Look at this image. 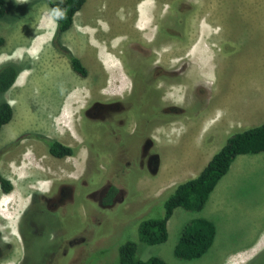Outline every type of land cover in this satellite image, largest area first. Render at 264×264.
<instances>
[{
  "label": "rangeland",
  "instance_id": "rangeland-1",
  "mask_svg": "<svg viewBox=\"0 0 264 264\" xmlns=\"http://www.w3.org/2000/svg\"><path fill=\"white\" fill-rule=\"evenodd\" d=\"M5 7L6 13L0 18V37L4 38L0 64L15 62L22 67L15 85L0 94V101H8L13 108L12 119L0 132V173L12 184L8 194L0 193V234L4 241H14L9 256L14 264L23 250L16 222L28 195L47 188L58 195H78L83 185L86 188L78 206L83 234L86 236L88 228L96 240L95 244H83V257L91 248L105 247L99 249L102 256L97 257L96 250L83 264H119L118 247L126 241L137 243L141 259L157 255L167 264H258L256 260L264 251V152L236 156L200 211L175 208L167 221L165 242L142 243L138 225L144 218L161 216L170 189L196 176L229 134L264 122V0H86L66 36L75 44L72 52L80 55L89 69L88 79L82 82L67 60H58L55 50L44 47L54 18L44 0H5ZM139 12L147 21L145 29L134 33L135 37L125 30L117 31L123 34L122 40L135 43L129 52L120 53L118 47L104 49L103 35L97 38L103 44L98 48L107 69L118 78L114 82L122 81L116 89L124 88L123 63L132 70L141 64L142 73L153 74L161 59L172 70L191 67L194 84H188L184 100L185 105H194V116H176L174 111H168L167 116L163 112L153 117L143 114L142 166H127V160L136 153L138 141L134 137L140 132L124 139L126 146L121 149L109 130L97 132L94 147L101 153L109 152L108 167L93 162L92 156L82 151L65 160L48 154L36 135L77 142L70 132L76 130L79 110L66 106L59 116H50L58 88L66 82L60 93H69L71 99L78 96V104H84L87 97L83 95L89 92L81 91L82 85L93 86V79L102 77L101 63L82 43L81 25L98 21L106 28L117 20L127 26ZM43 35L47 37L40 40ZM175 87V91L163 92L167 102L157 97L151 104L180 106L182 86ZM144 113H149V108ZM119 172L125 180L108 176L116 177ZM79 176L84 183L79 182ZM107 184L119 188V201L110 207L113 209L94 211L96 223L85 192L98 194ZM196 217L213 221L214 241L198 259L179 260L173 248L184 224ZM45 256L42 252L33 258L40 261ZM4 261L2 264L11 263ZM59 264H66V260Z\"/></svg>",
  "mask_w": 264,
  "mask_h": 264
},
{
  "label": "flooded vegetation",
  "instance_id": "flooded-vegetation-1",
  "mask_svg": "<svg viewBox=\"0 0 264 264\" xmlns=\"http://www.w3.org/2000/svg\"><path fill=\"white\" fill-rule=\"evenodd\" d=\"M137 6L138 4H136V9ZM82 7L78 11H80ZM111 17L114 18L115 16ZM140 19H142V15L139 12L132 16V19H130L127 26H124V24L120 22H116L117 20L114 21L116 24L110 23L106 28L98 21H95L96 23L93 25H81L80 35L82 37V43L96 60L101 63L103 69L102 77L100 80L99 77L94 78L91 83L93 86L82 85L81 91L86 90L89 92L88 94L83 95V97H87L84 100V104H78V96H72L73 99H71L69 93L67 94L65 91H63L64 93H60L67 86L66 82L62 83L58 88L60 91H57L55 94L57 97H55L56 101L52 107L50 116H52V114L55 117L59 116L63 113V109L66 106H69L75 111L79 110V114L75 118L76 122L74 123V125H76V130L70 132V135L77 142L65 143L57 138L45 136L47 138L55 139L74 149L73 154L56 158L65 160L66 158L78 156L82 151L85 152L87 156H92L91 158H93V162L97 161L100 166L107 165L108 167L110 163L109 152L105 151L101 153V150L94 147V144L97 141V132L109 130L111 132L110 136L117 141L119 149L126 146L124 139L128 140L129 138L134 137L136 133L140 132L138 138L134 137L135 141H138L137 145L135 142L136 153L134 154V158L127 160V166L131 164L134 166H142L143 114L147 117H153L156 113L163 112V114L167 116V113H169L168 111H174L176 112V116L179 114L194 116V105L191 104V106L189 102L185 105L186 101L184 100L189 91V88L187 87L188 84H194V77L189 74L191 67L189 69L172 70L169 69V67L166 68L161 59L160 63L156 64L154 68V73H157L153 74L152 71L142 73L141 64L132 70L130 67L126 68L123 63V65L120 66V69L125 83L122 86L124 88L116 89L117 84L121 87L122 81H117V84L114 82L118 78L115 77L113 72H110V70L107 69L98 46L103 45L102 43H104V49L116 50L115 48L118 47L120 53L122 50L129 52V50H131L130 47H136L135 43H128L125 40H122L124 38H120V36L123 34L117 31L119 30L123 32L125 30V32L130 33L135 37L137 32L140 33L142 29L147 27L142 28L140 26ZM73 23L68 30L57 35L56 22L53 18V24L52 26H49L51 29V31H49L50 36L44 42V47L55 50L58 60H67L72 71L73 69L70 60L65 52H70L72 55L76 56L87 71L85 76H81L73 71L76 78L82 82L88 79L89 69L83 62L84 60L81 56H77L72 52V48L75 47L71 48V46L75 44L66 37L74 28ZM78 26L79 24L76 25V29ZM100 34L103 35L102 43H100L101 39L97 40V38H100ZM93 36L95 37V41L90 39V37ZM33 38H35V36ZM127 44H129V46H127ZM123 67L124 73L122 72ZM175 86H182L180 106L179 104H168L170 106L166 104V106L156 107V105L151 104V101L157 97L164 102H167L168 100L165 98L166 94L163 92L165 89L170 90V92L175 91L178 88ZM84 87H87V89ZM69 89L70 88H67L66 91L68 92ZM176 95H178V92H176ZM145 108H149V113H144ZM160 113L158 115L162 116ZM43 145L45 146L44 143ZM150 162H152V160L148 159V163ZM81 176H79L78 180L80 183H84L85 181ZM108 176L114 179L125 180L120 172L116 173V177L113 176V174ZM133 177H136V174H134ZM110 186L111 185L109 184L105 185L101 188V191H99L98 194L94 193L92 190L86 191L85 198L92 203L95 202L100 207L110 209V207L114 206L116 201H119V188L117 187V192L112 199V203L109 205L102 204V199ZM76 187L79 189L77 184ZM85 188L86 187L83 185V190ZM83 190L82 192H84ZM1 192L2 194L9 193H5L2 190L0 193ZM82 192H79L78 195H72V193L69 195L59 193L58 195L55 194L54 191L52 192V189L47 188L45 190H34L28 195L27 203L21 210L16 222V235L19 237L20 246H22L23 250L21 257L15 261V264H59L63 259L66 260V264H78L82 262L83 244H86V241L92 242L94 240V233L88 228H85V231L87 232L86 236L83 234L81 216L78 212V206L82 203L81 200L84 196ZM78 199L80 201H78ZM61 211L62 214H60ZM92 217L97 223V218L94 212L92 213ZM13 245L14 241H4L2 234H0V264L6 262L4 260L10 261V264H14L11 257H9L14 249ZM42 252L46 254L45 258L40 261H35L37 258H33V255L39 256Z\"/></svg>",
  "mask_w": 264,
  "mask_h": 264
},
{
  "label": "trees",
  "instance_id": "trees-1",
  "mask_svg": "<svg viewBox=\"0 0 264 264\" xmlns=\"http://www.w3.org/2000/svg\"><path fill=\"white\" fill-rule=\"evenodd\" d=\"M52 10L56 22V34L68 30L73 23V16L82 7L85 0H44ZM6 13L5 0H0V18ZM4 44V38L0 37V46ZM68 56L73 71L85 76L87 71L81 61L70 52ZM21 65L15 62H4L0 64V94L5 93L13 84L15 85ZM13 117V108L6 100L0 101V132L2 127ZM44 144L46 151L55 157L73 154L74 149L61 142L47 137L36 135ZM264 152V122L248 127L236 129L229 134L225 142L215 151L203 168L194 177L175 184L163 202V214L159 217L144 218L138 225V240L147 245L160 244L168 237L167 221L177 207L186 210L200 211L209 194L212 192L218 181L224 176L236 156L240 154H256ZM0 187L5 193L12 189L11 182L0 174ZM117 192V187L111 185L102 199L103 205L112 203ZM91 210H109L91 202ZM114 208V207H113ZM110 208V209H113ZM216 227L206 217H196L187 221L181 229L179 238L173 248V255L184 261H190L201 257L214 241ZM95 239L91 242L95 244ZM105 248L102 245L97 249L91 248L83 257L84 261L96 250L97 257L102 256L99 249ZM89 259V258H88ZM119 264H167L164 259L157 255H151L141 259L137 255V243L126 241L118 247ZM258 264H264V251L256 260ZM112 264V263H110Z\"/></svg>",
  "mask_w": 264,
  "mask_h": 264
},
{
  "label": "crops",
  "instance_id": "crops-1",
  "mask_svg": "<svg viewBox=\"0 0 264 264\" xmlns=\"http://www.w3.org/2000/svg\"><path fill=\"white\" fill-rule=\"evenodd\" d=\"M141 15H142V12H141ZM139 24H140V26H141L142 28L148 26V25H147V21H146V19H144V17H142V19H140ZM46 37H47L46 35H43V36L41 37L40 40H43V39H45ZM65 110H66V109H65ZM66 111H67V110H66ZM211 156H212V155H211ZM209 159H210V158H209ZM209 159H208V160H209ZM236 159H237V157H236ZM236 159H235V160H236ZM235 160L232 161L231 166L233 165V163H234ZM231 166H230V168H231ZM230 168H229V169H230Z\"/></svg>",
  "mask_w": 264,
  "mask_h": 264
},
{
  "label": "bare ground",
  "instance_id": "bare-ground-1",
  "mask_svg": "<svg viewBox=\"0 0 264 264\" xmlns=\"http://www.w3.org/2000/svg\"><path fill=\"white\" fill-rule=\"evenodd\" d=\"M8 212V211H7Z\"/></svg>",
  "mask_w": 264,
  "mask_h": 264
}]
</instances>
